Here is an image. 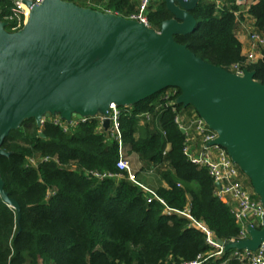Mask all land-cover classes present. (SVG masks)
Returning a JSON list of instances; mask_svg holds the SVG:
<instances>
[{
  "label": "trees",
  "instance_id": "16d2710c",
  "mask_svg": "<svg viewBox=\"0 0 264 264\" xmlns=\"http://www.w3.org/2000/svg\"><path fill=\"white\" fill-rule=\"evenodd\" d=\"M68 1L93 6V0ZM97 2L101 6L95 9L126 18L139 5L137 0ZM11 7L10 1L0 0L1 20ZM242 8L237 0H202L192 11L196 29L175 39L211 64L229 71L238 64L242 71H255V80L264 84V48L262 57L247 63L236 36ZM248 12L256 31L264 32V0L253 3ZM172 17L166 0L151 1L150 27L159 30ZM8 22L7 29L12 30L14 22ZM171 90L122 107L120 118L128 155L138 157L141 171L156 172L167 184L154 188L165 204L150 200L126 173L104 180L90 174L119 172L118 143L108 130L99 128L98 119L71 132L51 122L40 130L29 119L9 134L3 149L11 155H0V173L5 190L21 206V219L0 196V264H184L212 251L206 235L189 218L169 209L188 210L223 241L240 238V227L227 203L215 194L217 186L208 169L184 154L187 136L176 117L187 121L199 114L192 106H165ZM180 94L178 90L173 98ZM247 184L251 185L249 179ZM232 252L215 256L208 264H222Z\"/></svg>",
  "mask_w": 264,
  "mask_h": 264
},
{
  "label": "water",
  "instance_id": "95a60500",
  "mask_svg": "<svg viewBox=\"0 0 264 264\" xmlns=\"http://www.w3.org/2000/svg\"><path fill=\"white\" fill-rule=\"evenodd\" d=\"M201 1L166 0L173 17L159 30L68 0H25L29 18L14 32L0 19V155H11L3 144L26 120L41 128L44 117L70 123L100 115L109 130L112 105L132 107L178 88L176 103L192 106L217 133L209 146L227 150L264 206V84L255 71L236 74L175 39L196 29L192 11ZM0 196L20 220L21 206L5 190L1 173ZM246 231L245 239H219L224 254L256 251L264 243V226L248 224Z\"/></svg>",
  "mask_w": 264,
  "mask_h": 264
},
{
  "label": "built area",
  "instance_id": "2783aa9c",
  "mask_svg": "<svg viewBox=\"0 0 264 264\" xmlns=\"http://www.w3.org/2000/svg\"><path fill=\"white\" fill-rule=\"evenodd\" d=\"M8 1L12 3L11 13L4 21L8 24L7 28L9 26L8 21L14 22L12 30H9L14 32L21 29L26 24L30 14V8L25 3V0ZM31 1L34 4H40L43 0ZM86 1L88 4L92 3V0ZM151 1L152 0H139L137 11L130 14L127 18L143 22L147 26H150L148 13ZM239 1L240 0H237V3ZM251 42L252 50L244 54L247 63H253L263 56L264 32L254 31L251 34ZM231 72L239 75L244 73L238 64L233 66ZM178 90V88H172V90L166 94L165 99L169 100V103L165 106L176 104L178 97L176 100L173 97H176ZM121 116V108L112 105L109 116L111 126L108 131L110 132L111 137L118 143L119 157L116 166L119 172L91 171L90 174L99 180H104L107 178L119 179L123 176V173H126L128 180L140 187L150 200L157 199L165 204V202L159 197L156 189L150 187L139 179L137 172L134 169L133 162L127 153L128 147L123 139L120 122ZM141 116L151 119L150 114H143ZM93 118L99 120L100 129H105L103 125L104 117L100 115L96 117H84L82 119L73 117L70 123L63 121L59 117H44L42 119V127H44L47 122H51L63 129L64 132H71L79 124L86 123ZM176 123L181 129H185V134L187 136L184 144V154L197 166L208 169L217 186L215 194L220 199L224 200L230 207L231 212L240 227V238L238 240L248 237L246 231V226L248 224H251L255 228H262L264 226V206L255 194L252 185L247 184L246 179L248 180L249 178L241 171L239 166L233 162L225 148L220 145L209 146V143L217 138V133L211 130L200 116L185 121L183 116L178 115L176 117ZM169 212H175L189 218L192 226L196 227L206 235V242L212 248V251L206 254H200L196 260L184 264H208L211 258L224 255V248L219 243V238L206 224L196 220L191 216L188 210L169 209ZM229 261H236V264H264V243L256 251L233 250L229 258L222 264H228Z\"/></svg>",
  "mask_w": 264,
  "mask_h": 264
},
{
  "label": "crops",
  "instance_id": "0c3cea01",
  "mask_svg": "<svg viewBox=\"0 0 264 264\" xmlns=\"http://www.w3.org/2000/svg\"><path fill=\"white\" fill-rule=\"evenodd\" d=\"M257 0H240L238 4H240L243 8L237 13L239 20L236 28V36L239 39V41L242 43L243 46V54H246V52H249L252 50V42H251V34L256 31L255 27V20L254 18L249 14L248 10L250 6L255 3ZM139 2V0H137ZM93 6L100 7L101 3L97 2V0H93L92 3ZM91 8H97L93 7ZM90 7V6H89ZM98 10V9H97ZM132 156V155H129ZM135 166V165H134ZM138 173V176L141 181H143L146 184L152 183L156 185L157 187L163 186L167 187V184L159 179L156 172H150V171H141V168L139 170H136ZM143 172V173H142ZM150 172V173H149ZM153 173V174H151ZM152 177V182L148 181ZM247 181V179H246Z\"/></svg>",
  "mask_w": 264,
  "mask_h": 264
},
{
  "label": "rangeland",
  "instance_id": "374dc122",
  "mask_svg": "<svg viewBox=\"0 0 264 264\" xmlns=\"http://www.w3.org/2000/svg\"><path fill=\"white\" fill-rule=\"evenodd\" d=\"M30 128H31V126H29ZM26 128V127H25ZM32 130H34L33 128H31ZM43 129V127L40 129V130H42ZM130 157V159H131V161L133 162V166H134V169H135V171L136 170H139L140 168H141V162L139 161V159H138V157L136 156V155H132V156H129ZM137 172V171H136ZM143 173V172H142ZM150 173V172H149ZM151 174H153V173H151ZM149 182L152 180V177H150L149 179H147ZM152 182V181H151ZM147 185H149L150 187H152V188H155L156 187V185H154V184H152V183H149V184H147Z\"/></svg>",
  "mask_w": 264,
  "mask_h": 264
}]
</instances>
